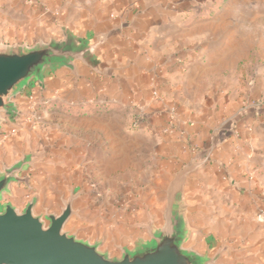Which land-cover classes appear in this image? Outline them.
Masks as SVG:
<instances>
[{"label": "crops", "instance_id": "1", "mask_svg": "<svg viewBox=\"0 0 264 264\" xmlns=\"http://www.w3.org/2000/svg\"><path fill=\"white\" fill-rule=\"evenodd\" d=\"M54 1L64 12L61 19L51 16L52 29L66 31L86 46L94 45L92 64L77 63L75 71L46 69L42 73V87L31 81L13 99L19 103L31 93L38 95L40 122L26 123L12 139L0 140V170L4 161L9 166L24 155L37 158L38 165L32 166L30 178L31 186L36 187L35 213L65 199L69 190L80 184L109 186L112 180L121 178L128 180L121 184L128 187L126 192L131 200L138 196L131 192L135 185H145L140 197L156 202L164 192L166 198V189H162L165 181L154 182L156 139L161 136L162 124L150 114L155 105L149 100L150 78L158 68L159 52L166 53L168 58L175 53L170 50V35L165 34V29L176 21L155 14L164 8L165 1ZM27 43L32 44V39L28 38ZM132 105L141 108L145 119L137 117L133 121L128 113ZM22 108L25 112V107ZM2 118L0 131L6 130L12 120L4 115ZM231 129L214 133L210 142L216 153L198 172L191 165L182 166L178 141L173 144L167 138L165 147L157 143V148L166 158L163 171L168 176L172 174L167 187L177 173H185L181 194L186 213L192 219L191 223L187 217L190 229L187 241L193 245L192 249L208 258L216 256L214 264H264V224L256 218L257 207L264 209V199H259V188L256 190L257 185L249 180L252 153L247 146V152L242 153L239 146L245 138L252 146L255 137L246 133V137L236 139ZM205 139L202 133L192 132L188 136L201 150L206 146ZM188 156L186 162L190 163L192 155ZM225 161L228 163L223 168L220 162ZM240 186L246 194H238ZM120 194L124 193L117 191L110 198ZM92 198L107 201L108 196L87 194L86 200ZM242 202L247 207L245 212L240 209ZM127 214L126 217H131ZM138 221L136 216L130 227ZM128 226L113 233L117 242L127 247L139 233L127 229ZM89 236V239L102 238L96 230ZM106 239L105 244L111 243Z\"/></svg>", "mask_w": 264, "mask_h": 264}, {"label": "rangeland", "instance_id": "2", "mask_svg": "<svg viewBox=\"0 0 264 264\" xmlns=\"http://www.w3.org/2000/svg\"><path fill=\"white\" fill-rule=\"evenodd\" d=\"M164 1V8L155 11V14L159 18L170 17L176 21L171 22L165 29V34L170 35L168 42L171 43L170 50L175 53L173 52L172 57L168 58L166 53L162 54L160 51L161 58L156 61L158 68L150 78L149 100L155 105V111L150 114L158 118L162 124L159 130L161 136L156 139L154 182L157 179L164 180L162 189L165 190L168 180L172 178V174L168 176L163 171V162L166 158H163L157 143L164 146L167 138H170L173 144L177 141L181 143L179 152L184 161L182 166L191 165L196 170L194 171L198 172L216 153L211 148L210 142L216 135L214 133L219 129L232 128L231 134L236 139L241 140L246 133L255 137L252 146L246 143V136L240 141L239 146L242 153L247 152L248 147L252 153L249 180L252 179L257 185L255 189L259 188L258 196L262 200L264 199V0ZM54 3V0H0V46L32 47L40 43L46 44L56 38H61V41L63 36L59 35L60 33L63 35V31H57V27L52 29L50 18L54 16L61 19L64 9L60 5L55 6ZM28 38L32 39V44H26ZM258 107H263V110L257 112L258 116H255L254 109ZM141 111V108L132 105L128 113L135 122L137 117L145 119V114ZM36 113L38 115V112ZM232 122H236L234 127L231 125ZM171 123L172 128L168 131V125ZM184 125V129H181ZM21 126L18 132L21 131ZM192 132L202 133L206 138L203 140L206 145L204 150H201L200 145L196 146L188 140ZM1 134L2 131L0 136ZM189 154L192 155L190 163L186 162ZM24 157L25 155L9 166L3 164L8 161L1 162L0 172ZM220 163L224 168L228 162ZM36 165L38 161L18 174L23 182L11 184L9 194H5L3 201L0 202V212L4 203L20 206L19 211H21L24 204L34 201V214L41 216L47 224L44 215L59 214L64 202L73 194L75 195L72 201L74 215L64 225V231L91 244L99 243V251L106 253L110 258L120 257L123 248L131 250L137 240H147L148 236L143 225L148 222H152L156 228L163 225L162 210L166 204L164 192L159 195V200L153 202L145 196H139L145 185L138 187L135 185L131 192H136L138 196L134 197L135 200H131L130 193L126 192L128 187L121 184L128 182L126 178L116 182L112 180L109 186L106 183L97 185L93 183L87 187L86 183L80 184L71 188L65 199L54 203L49 209L35 213L36 187L31 186L30 178L31 172L34 171L32 166ZM189 172L193 174V170L190 169ZM224 178L227 181L226 176ZM117 191L124 194L110 198L111 194ZM237 191L240 195L246 194L243 186ZM87 194L101 196L107 194L108 198L107 201L102 198L86 200ZM240 207L238 208L242 212L246 211L244 202ZM260 210L264 209L257 207L256 211ZM126 214L131 217H126ZM136 216L139 219L138 223L130 227L129 224L134 222ZM187 217L191 222L192 219L186 213ZM124 226L125 228L128 226L127 229L131 231H139L138 236L128 247L118 243V239L113 234L116 230L121 231ZM95 230L100 231L103 239L88 238ZM105 238L111 243L105 244ZM192 247L190 241L184 243V248L194 251Z\"/></svg>", "mask_w": 264, "mask_h": 264}, {"label": "water", "instance_id": "3", "mask_svg": "<svg viewBox=\"0 0 264 264\" xmlns=\"http://www.w3.org/2000/svg\"><path fill=\"white\" fill-rule=\"evenodd\" d=\"M93 54L94 45L86 46L66 31L59 42L32 47L0 46V126L3 115L16 117L13 99L22 94L29 82L42 87L44 70L75 71L77 63L91 66ZM35 161L36 157L26 156L0 172V202L9 194L11 184L23 182L18 174ZM184 176V171L177 173L166 189L163 225H143L148 239L137 240L131 250L121 249L118 258L99 251V243L91 244L64 231V225L74 215L73 194L59 214L44 215L47 224L34 214V201L22 211L4 203L0 212V264H214L216 256L208 258L184 248L190 233L181 194Z\"/></svg>", "mask_w": 264, "mask_h": 264}, {"label": "built area", "instance_id": "4", "mask_svg": "<svg viewBox=\"0 0 264 264\" xmlns=\"http://www.w3.org/2000/svg\"><path fill=\"white\" fill-rule=\"evenodd\" d=\"M40 102L41 98H39L38 95L34 93L27 95L19 103L14 102L17 107V115L15 118H12V120L9 122V127L6 130L2 131L0 140L4 141L10 137L15 136L20 126L24 123L30 121L38 122L40 119L36 112L38 109V103ZM22 106L25 107V112L21 110ZM172 125V123L168 125V131L171 130ZM257 221L261 224H264V210H260L257 214Z\"/></svg>", "mask_w": 264, "mask_h": 264}, {"label": "trees", "instance_id": "5", "mask_svg": "<svg viewBox=\"0 0 264 264\" xmlns=\"http://www.w3.org/2000/svg\"><path fill=\"white\" fill-rule=\"evenodd\" d=\"M260 110H263V107L255 108V109H254V115H255V116H258V113H257V112H259ZM235 123H236V122H234V123L232 122V123H231L232 127L235 126Z\"/></svg>", "mask_w": 264, "mask_h": 264}]
</instances>
